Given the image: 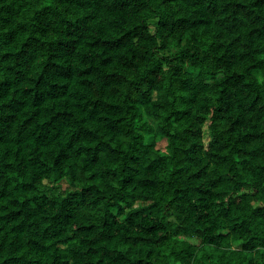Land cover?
Instances as JSON below:
<instances>
[{
  "label": "trees",
  "instance_id": "16d2710c",
  "mask_svg": "<svg viewBox=\"0 0 264 264\" xmlns=\"http://www.w3.org/2000/svg\"><path fill=\"white\" fill-rule=\"evenodd\" d=\"M0 264H264V0H0Z\"/></svg>",
  "mask_w": 264,
  "mask_h": 264
},
{
  "label": "rangeland",
  "instance_id": "374dc122",
  "mask_svg": "<svg viewBox=\"0 0 264 264\" xmlns=\"http://www.w3.org/2000/svg\"><path fill=\"white\" fill-rule=\"evenodd\" d=\"M176 49L177 48L175 46H171L169 50L160 51L159 53L161 55H164V56L171 55ZM142 120L148 124L153 125V126H156V123H157V120L155 118L148 116L146 114H143ZM157 146L159 148H161L162 150H164L165 149V141L157 140ZM67 185L68 184L66 181H61L59 183H53V184H51V186H52L51 193L53 195L64 194Z\"/></svg>",
  "mask_w": 264,
  "mask_h": 264
}]
</instances>
